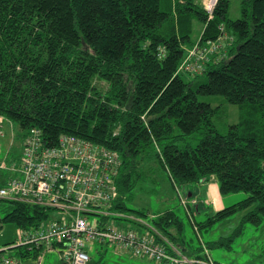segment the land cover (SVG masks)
Wrapping results in <instances>:
<instances>
[{
  "label": "trees",
  "instance_id": "1",
  "mask_svg": "<svg viewBox=\"0 0 264 264\" xmlns=\"http://www.w3.org/2000/svg\"><path fill=\"white\" fill-rule=\"evenodd\" d=\"M202 6V0H0V117L10 132L15 124L19 153L36 130L46 146L68 135L117 154L111 209L119 214L136 183L162 170L190 219L205 205L178 187L213 179L220 197L246 194L193 223L195 232L242 211L236 234L244 222L264 221V0H240L234 20L225 0H216L209 18ZM193 22L200 25L195 40ZM216 96L238 109L223 132L214 125L221 110L199 99ZM8 202L12 209L0 222L20 230L34 231L51 217L36 205ZM109 219L123 220L103 221ZM150 226L205 259L183 245L171 209L151 217ZM199 249L207 252L202 243Z\"/></svg>",
  "mask_w": 264,
  "mask_h": 264
},
{
  "label": "built area",
  "instance_id": "2",
  "mask_svg": "<svg viewBox=\"0 0 264 264\" xmlns=\"http://www.w3.org/2000/svg\"><path fill=\"white\" fill-rule=\"evenodd\" d=\"M215 3L216 0H209L203 7L208 18ZM215 48L213 44L209 50ZM193 53L190 51L189 55ZM8 127L11 130L9 123ZM3 128L4 120L0 117V138ZM10 136L13 138L12 132ZM6 159L7 150L3 153L0 148V171L18 174L3 179L0 200L36 205L55 216L34 231L21 230L22 238L12 244L13 248L27 247L26 252L33 256L18 258L0 254V264H41L42 257L52 252L57 254L58 264H87V249L94 244L126 249L135 258L156 264H213L205 250L204 260L185 257L141 220L135 221V230L114 229L109 227V220L103 221V218H121L111 209L117 196L114 184L120 166L117 154L91 149L68 135H60L54 145L46 146L40 141L38 131L30 130L17 159H10L9 166ZM89 216L99 219L88 220Z\"/></svg>",
  "mask_w": 264,
  "mask_h": 264
},
{
  "label": "rangeland",
  "instance_id": "3",
  "mask_svg": "<svg viewBox=\"0 0 264 264\" xmlns=\"http://www.w3.org/2000/svg\"><path fill=\"white\" fill-rule=\"evenodd\" d=\"M208 1L209 0H202V7H204ZM225 1L228 4L227 17L231 20L238 19L240 16V0ZM199 31V23L193 22L192 40L197 38ZM197 70L198 69H196V71ZM185 79L188 80L187 77L184 78V80ZM199 99L210 103L211 107L221 110L217 115L218 119H214V125L219 132H223L227 126L236 123L238 114L236 105L226 103L220 96L207 98L199 97ZM2 133L3 138L0 139V146L2 152L7 150L6 165L9 166V158H16L19 154V150L17 149L18 142L16 141L18 130L15 124H13L12 138L9 128L6 125L2 129ZM9 142H12L10 149H8ZM195 142L194 139L190 141L191 145H194ZM0 173L3 174L4 178L6 176H15L14 173L8 170L1 171ZM146 176L147 177L136 183L129 194L128 200H124L126 210L117 214L123 218V220L118 221L109 219V227L114 229L135 230L136 226L134 223L136 220H141L150 224L151 217L156 216L166 209H171L180 224V239L189 251L196 252V254L204 258V253L199 249L202 243L204 247H206L207 256L213 264H264V221L257 226H253L249 222H244L241 233L236 234L235 230L240 223L241 217L247 212L242 211L213 224L209 228H201L198 232H195L192 224L203 222L213 211L209 207L203 206V209L199 210L197 213L192 210L191 214L193 219H190L184 207L176 197L174 188L171 186L162 170H156L155 174L148 173ZM209 182L216 183L213 179H210ZM178 188L183 195L186 194L188 190L194 193L195 189V197L197 201L200 202L199 208H201V201L206 198V191L203 190L202 186L188 184ZM245 197L246 194L243 192L224 196L223 199H225V202L223 208L229 207L243 200ZM188 199L189 198L186 200ZM210 205L212 206L211 203ZM11 209V203L6 200H0V220L11 211ZM133 211H139L144 215H138ZM54 216L55 215H51V217ZM93 219L98 220L99 216L88 217V220ZM170 232L174 234L173 230ZM22 233L23 232L15 225L0 222V251L13 248L11 247L12 244L14 245L19 242L22 238ZM215 242H221L222 245H217ZM175 246L181 254H183V251H181L183 249L178 245ZM25 248L27 247L21 246L15 249H22L26 252ZM2 254L4 256H11L14 254V250H7L2 252ZM87 254L91 259L90 264H154L146 259L135 258L130 251L126 249H117V247L112 245L94 244L89 247V250L87 249ZM41 264H58L57 254L54 252L45 254L42 257Z\"/></svg>",
  "mask_w": 264,
  "mask_h": 264
},
{
  "label": "crops",
  "instance_id": "4",
  "mask_svg": "<svg viewBox=\"0 0 264 264\" xmlns=\"http://www.w3.org/2000/svg\"><path fill=\"white\" fill-rule=\"evenodd\" d=\"M201 186L203 187V190L206 191V198H204V200L202 199V204H204L205 207H209L213 212L222 209L224 207L225 199H223V197H220L218 195L216 184L209 182L206 185H201ZM195 191L196 190L194 189V193H192V200L197 201L195 197ZM210 203L212 204V206L210 205ZM181 248L183 249L181 251H183L182 253L185 256L192 257L188 253L186 254L184 247L181 246ZM206 255H207V252H206ZM90 262H91V259L89 258V261L87 264H90Z\"/></svg>",
  "mask_w": 264,
  "mask_h": 264
}]
</instances>
